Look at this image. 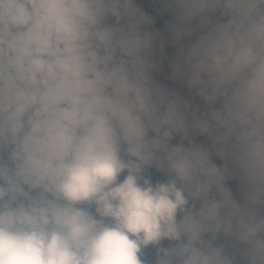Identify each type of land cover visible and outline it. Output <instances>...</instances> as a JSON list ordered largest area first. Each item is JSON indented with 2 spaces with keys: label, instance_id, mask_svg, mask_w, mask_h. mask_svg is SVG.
I'll return each instance as SVG.
<instances>
[{
  "label": "clouds",
  "instance_id": "9594fccd",
  "mask_svg": "<svg viewBox=\"0 0 264 264\" xmlns=\"http://www.w3.org/2000/svg\"><path fill=\"white\" fill-rule=\"evenodd\" d=\"M0 264H264V0H0Z\"/></svg>",
  "mask_w": 264,
  "mask_h": 264
}]
</instances>
